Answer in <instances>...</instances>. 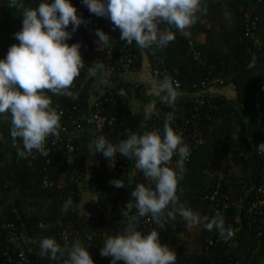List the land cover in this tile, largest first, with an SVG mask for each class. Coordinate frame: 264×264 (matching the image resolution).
I'll return each instance as SVG.
<instances>
[{
  "label": "trees",
  "instance_id": "trees-1",
  "mask_svg": "<svg viewBox=\"0 0 264 264\" xmlns=\"http://www.w3.org/2000/svg\"><path fill=\"white\" fill-rule=\"evenodd\" d=\"M250 1L249 7H252L253 15L258 18L254 28L258 43L246 35L243 20L246 9L236 7L225 0H207V13L197 14V23L189 29V36L205 65H201L198 59L189 55L188 39L180 36L174 27L171 28L176 36L173 42L154 55L150 50L147 52L152 62V70L160 67L163 62L167 69L174 72L185 91H191L194 84H200L207 78L209 71L223 77L225 81L231 77L238 102L251 113L252 118L264 121V0ZM40 2L42 0H22L25 7L29 8L37 7ZM46 2L52 3L54 0ZM8 4L9 0H0V59L6 57L11 45L19 43L15 33L22 29L23 10L8 8ZM108 20L112 24L110 19ZM70 27L71 24L68 28ZM117 30L119 31L118 28ZM67 43H75L73 37ZM113 45L118 52L125 43L117 39L113 40ZM94 56L95 52L84 57L85 68L81 70V75L71 89L74 92L79 91V98L73 101L47 93L52 99V107L55 108V104L63 107L78 106L83 112H88L94 78L85 81V76ZM252 62L254 65L251 66ZM121 88L127 93L126 97L116 96L118 103L115 107L106 104V112L115 115L117 119L114 130L107 137L113 144L119 142L126 130L138 132L143 123L148 131L153 123L152 116L155 115L152 114L151 118L144 121L143 115L132 112L130 103L135 89L121 82L118 76L114 89ZM139 88L136 89L137 92L140 91ZM158 106L173 111L161 102L156 104V109ZM192 111L193 102L189 97L178 96L174 111L178 120L189 117ZM199 125L201 143L194 147L189 156L185 167L187 171L179 182L177 195L181 203L200 213L201 217H211L213 212L205 196L220 183L222 193L231 191L234 198L241 202L239 211L236 206L223 215L226 227L231 226L235 235L228 242L221 240L218 246L210 249L207 254L206 240L210 236H219L215 230L209 232L201 225L198 237L200 247L198 251L191 252L187 243L181 239V234L189 228L178 214L174 221L170 220L165 224L164 229H159L152 221L144 235L156 229L160 243L168 245L176 253V264H264V226L260 224L259 218H250L248 213V202L252 199L254 185L263 168L256 149L264 140L261 137L264 128L256 136V144L251 150L249 162L245 152L249 145L244 122L228 99H208L201 109ZM10 132V115L7 120L0 116V137L3 138L0 139V224L12 222L21 226L27 254L37 264H61L59 260L53 261L38 255L40 241L45 237L54 238L61 247L65 242L71 244L79 239L84 243L94 264H111V257H102L100 248L108 235L122 232L127 226L123 215L112 219L111 214L115 208L126 207L124 198H127L129 192L128 169L116 176V179L123 180L125 187L122 188L110 184L111 175L104 167L96 171L95 179L101 196H97L98 209L92 210L93 199L84 202L79 187L88 174L84 155L86 143L83 138L84 143L80 150L73 154L63 151L52 154L55 162L47 164V157L35 150L32 160L30 157L21 158L18 153L24 150L23 143L19 139L14 142ZM79 141L80 138L74 140L76 146ZM45 181L51 185L45 186ZM144 182L145 178L140 172L137 183ZM89 187L94 198L90 182ZM69 197L73 198L78 210L63 213L62 205ZM92 211L100 216L99 223L93 225L86 220L87 212ZM259 225L263 230L262 236H257L256 229ZM15 258L16 254L11 251L5 233L0 231V264H15Z\"/></svg>",
  "mask_w": 264,
  "mask_h": 264
},
{
  "label": "clouds",
  "instance_id": "clouds-1",
  "mask_svg": "<svg viewBox=\"0 0 264 264\" xmlns=\"http://www.w3.org/2000/svg\"><path fill=\"white\" fill-rule=\"evenodd\" d=\"M88 10L98 17L110 19L114 29L120 30V40L126 46L135 45L141 50H150L154 55L166 48L176 38L171 28L181 34L190 35V29L197 23L198 15L207 13V0H81ZM8 8L22 11V29L15 33L18 44L9 47L4 59H0V116L5 120L11 117L10 135L15 142L23 143V151L18 155L27 159L33 151L49 156L45 144L48 137H59L61 116L52 107L54 96H63L75 101L79 91H72L76 79L85 68L80 52L81 44L69 45L73 33L83 23L77 15V9L70 0H54L47 3L42 0L37 7H25L22 0H9ZM71 24L72 29L68 31ZM165 25L161 28L160 25ZM98 37L94 43L97 51L113 47L110 36L101 29L95 30ZM105 64L96 60L87 67L85 81L97 78L103 73ZM101 83H107L101 79ZM150 89L160 97V102L172 108L165 115L162 133L159 130L145 131L142 134L129 132L117 144L109 142L104 136L93 141L94 152L102 153L114 167L117 153L135 162V168L142 172L148 184L138 183L131 191L135 204H127V226L122 232L108 235L100 248L102 257H111V264H176V253L168 245L160 243L156 229L142 234L136 227V217L129 215L134 206L139 217L148 216L159 227L175 220L177 214L192 228L201 226L211 232L216 231L219 238L230 241L235 233L225 224L220 212L209 217H201L185 203L179 201L177 190L185 172V161L190 155L189 146L182 136L172 127L175 103L179 93V84L170 77L162 80H150ZM83 84H81V89ZM126 97L124 89L118 92ZM152 114L158 115L155 103L151 105ZM0 139H3L0 137ZM264 154V143L257 147ZM174 154L178 155L174 167H170ZM116 188L125 187L122 179L111 180ZM154 185V187H153ZM182 191V189H181ZM77 211L72 197L67 198L61 208L63 213ZM89 215V213H87ZM38 255L41 258L59 260L61 264H94L87 248L79 240L64 246L54 238L45 237L40 241Z\"/></svg>",
  "mask_w": 264,
  "mask_h": 264
},
{
  "label": "built area",
  "instance_id": "built-area-1",
  "mask_svg": "<svg viewBox=\"0 0 264 264\" xmlns=\"http://www.w3.org/2000/svg\"><path fill=\"white\" fill-rule=\"evenodd\" d=\"M70 2L74 7H76L77 15L87 22L89 17L88 8L82 4L81 0H70ZM251 8L252 7L246 9L245 13L243 14V20L245 23L244 27L246 29V35L255 39L256 34L254 28L257 24L258 18L253 15L254 13ZM103 20L110 34H116L118 32L117 28L114 29L113 24L109 22L108 18L103 17ZM85 24L86 23L81 24L72 35L75 43L81 44L80 52L83 59L88 54L95 52L97 46L94 43V41H96L95 37L86 30ZM71 29L72 27L68 28L67 30L71 31ZM186 31L189 32V29ZM178 33L180 36L188 39L190 47L189 55H191L194 59H198L201 65H205L204 61L201 59L200 52L195 49L193 39L190 38L189 35L181 34L179 31ZM110 41L113 45V40ZM255 42L258 43V40L255 39ZM139 55L140 54L137 50L126 45L121 47L118 52H116L114 45L110 53L105 49V69L102 79L106 80L107 83L99 84L91 112L94 125V140L99 136H104L107 139L109 133L114 130V124L117 119L115 115H109L106 112V104H110L112 107L117 106L118 102L117 98L115 97L118 96L120 89H114L115 80L120 73L136 71L138 69L137 64L140 61ZM152 75L158 79H163L165 76L170 77L174 82L179 84V88L177 89L179 96L186 95L189 97L190 101L193 102V111L189 117H182L181 120H178L177 115L174 114V120L172 122V127L174 130L182 136L184 143L189 146L191 155L194 147L201 143V126L199 125L201 109L204 107L208 99H219L223 97L220 89L225 84V79L221 76L215 75L213 71H209L207 78L201 81L200 84H194L191 91H185L182 88V84L174 76V72L167 69L163 62L161 63L160 67L154 68L152 70ZM55 109L58 113H62L60 120L61 130L59 137L50 136L46 140L45 147L49 152V156H47V164H52L55 162V157L52 159V154L54 155L61 151L73 154L77 150H80L84 143L82 141L80 132L85 127V117L87 113L83 112L78 106L63 107L62 105L55 104ZM157 111L159 114L152 116L153 123L148 128V131L159 130L162 133L165 115L171 111L164 110L163 107L159 106ZM73 132L78 133L76 138L70 135V133ZM129 132V130H126L119 140L125 138L126 134ZM261 137L264 139V133H261ZM77 138H80V141L76 146L74 140ZM261 143H264V140ZM259 155L261 157L263 168L259 173L257 183L254 185L252 199L248 202V213L250 214V218H259L260 224L264 226V154ZM30 158L32 160V156H30ZM178 159V155L174 154L172 163L169 166L174 167ZM188 162L189 157L185 161V167L187 166ZM129 165L130 159L117 153L115 166L110 167L109 160L106 159L102 153H96V157L93 161V167L89 174H87L90 186L95 195L91 203L93 205L92 210L98 209L97 196H101V192L97 188L98 184L95 179L96 171L104 167L111 175V180H116V176L126 171V169L129 168ZM144 183L147 185L148 181L145 180ZM44 185L50 186L51 183L45 181ZM205 199L209 201L210 209L213 212V215L216 212L226 215L231 208L236 207L239 204V201L234 198L231 191H228L227 193L221 192L220 183L212 192L205 196ZM124 200L126 202V198H124ZM123 211H126V207L115 208L111 214L112 219H116L118 215H122ZM87 213H89V215L86 214L87 222H90L92 225L99 223V214H97L95 211ZM151 223L152 220L150 214L148 216L142 217V221L138 227V230L141 231L142 234H145V232L151 226ZM261 228L262 227L259 225L256 229L257 236H262L263 230ZM0 231L5 233L6 240L11 246V251L13 254H16V258L14 259L15 264H37L36 261L30 258L27 254L26 240L23 237L21 226L19 224L12 222H1ZM206 241L207 245L205 247V251L208 254L210 249H215L218 246L221 239L219 237L213 238L210 236ZM223 247H225V245ZM11 259L12 257L9 258L10 261Z\"/></svg>",
  "mask_w": 264,
  "mask_h": 264
},
{
  "label": "crops",
  "instance_id": "crops-1",
  "mask_svg": "<svg viewBox=\"0 0 264 264\" xmlns=\"http://www.w3.org/2000/svg\"><path fill=\"white\" fill-rule=\"evenodd\" d=\"M225 1L241 9H247V7L251 5L250 0H225ZM228 17H230V15H228ZM85 28L95 37L96 40L98 39V37L95 35L96 29L103 30L106 34L110 36V40L120 39V30L116 34H110L108 32V28L106 24L104 23L103 17H98L95 14H92L90 11H89V18ZM131 47L137 50L140 54L139 55L140 63L138 69L136 71L120 73L119 79L124 84H128L134 87L135 90H133L132 92L130 107L133 113L143 115V120L145 121L148 114L151 112V105L153 103H155L156 105L158 102H160L159 95L151 91L149 81L150 80L160 81L162 79L155 78L152 75V64H151L152 62L149 58L147 50L139 49L138 46L135 45V41H133V45ZM104 54H105V50L97 51V46H96L95 56L91 60L88 66H91L93 62L96 60H101L104 63L105 62ZM252 65H254V62H252L251 66ZM102 78H103V73H99V72H98V77L94 78V82L92 86V96L89 104L90 108L85 117L86 118L85 127L80 132L81 137L84 139V142L86 143L85 146L86 151L84 155H85V162L87 165L88 174L93 167V161L96 157V153L94 155L92 154L94 152V147H93L94 125L91 117L92 114L91 112L93 107V101ZM231 80L232 78L230 77L228 81H225V84L221 87L220 92L222 96L228 99V101L236 108L237 114L244 122L247 145H249L246 148L245 152L248 157V161L250 162L251 150L253 146L256 144L257 134L261 132L264 128V121L260 118H252L251 113L248 110H246L242 104L238 102L237 92ZM137 88H139L140 91L137 92L136 91ZM144 124L145 123L142 124L141 128L136 133L142 134L143 132L147 131ZM139 173L140 172H138V170L135 168V162L130 160V165L128 168L129 192L125 202L126 211H127V204L129 202L132 203L133 205L135 204V201L131 197V191L135 188L136 184H138L137 177ZM79 187H80L81 197L84 202L93 199V195L89 187L88 175H86L85 179L82 182H80ZM240 206H241V202L239 201V204L237 206L238 208L237 211H239ZM198 214L201 216L200 213ZM129 215L131 217L137 215V210L134 206L129 210ZM200 231H201L200 226H194L192 228H189L188 231H185L184 233L181 234V239L187 243L188 247L191 249L190 250L191 252L198 251L200 247L198 241Z\"/></svg>",
  "mask_w": 264,
  "mask_h": 264
},
{
  "label": "water",
  "instance_id": "water-1",
  "mask_svg": "<svg viewBox=\"0 0 264 264\" xmlns=\"http://www.w3.org/2000/svg\"><path fill=\"white\" fill-rule=\"evenodd\" d=\"M70 135L73 136L74 138H76V137L78 136V133H77V132H73V133H70ZM132 217H136V221H135V222H136V227H137V229H138V227H139L140 224H141L142 217H139L138 214H137V215H134V216H132ZM127 220H128V218L125 217V218H124V222L126 223V225H127Z\"/></svg>",
  "mask_w": 264,
  "mask_h": 264
}]
</instances>
